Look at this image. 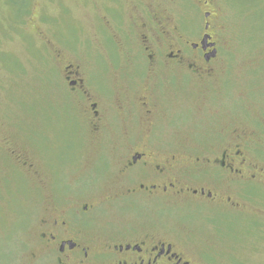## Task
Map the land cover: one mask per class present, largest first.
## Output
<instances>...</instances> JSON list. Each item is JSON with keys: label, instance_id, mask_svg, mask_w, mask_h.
Here are the masks:
<instances>
[{"label": "rangeland", "instance_id": "374dc122", "mask_svg": "<svg viewBox=\"0 0 264 264\" xmlns=\"http://www.w3.org/2000/svg\"><path fill=\"white\" fill-rule=\"evenodd\" d=\"M212 4L219 56L211 76L197 81L177 76V84L170 86L163 68L150 72L146 64L137 69L130 61L129 55L142 53L134 17L146 9L166 13L195 41L206 10L194 0H0L1 259L21 251L25 255L29 246L24 243L33 238L34 225L36 229L49 211L63 208L67 199L79 209L103 200L113 189L106 184L91 189L90 176L69 184L78 175L66 171L71 160L81 150L89 164L92 150L80 139L86 129L75 115L78 107L68 95L57 55L89 68L88 84L106 104L125 85L134 86L132 92L144 85L155 89L169 149L222 147L238 141L237 131L247 140L250 161L264 170V0ZM11 150L35 164L38 178L18 168ZM49 164L57 169L55 189L39 183L42 178L52 182ZM248 188L245 212L210 220L190 215L183 223L175 207L168 210L167 230L186 232L192 226L193 248L199 246L216 264H264V186L251 182Z\"/></svg>", "mask_w": 264, "mask_h": 264}, {"label": "flooded vegetation", "instance_id": "af4514ba", "mask_svg": "<svg viewBox=\"0 0 264 264\" xmlns=\"http://www.w3.org/2000/svg\"><path fill=\"white\" fill-rule=\"evenodd\" d=\"M194 1L206 10L195 41L166 13L137 11L134 20L142 53L128 56L134 67L142 69L146 64L150 72L163 68L170 86L177 84V76L183 81L211 76L219 56L213 4ZM56 59L63 64V82L78 107L75 115L86 129L80 139L89 142L92 150L89 164L81 150L71 160L66 171L78 175L69 184L90 176L91 189L104 184L113 189L103 200L79 209L67 199L63 208L49 211L36 229L34 225L33 238L24 243V248L29 246L25 255L21 251L11 259L0 258V264H216L199 246L193 248L192 226L186 232L169 231L166 218L168 210L176 208L183 223L191 220L190 215L210 220L245 212L249 183L264 186V170L250 161L246 138L236 131L238 141L222 147L202 150L196 144L191 149H169L161 133L160 94L155 89L144 85L132 92L135 87L125 85L119 87L115 101L106 104L88 84L89 68L60 55ZM115 142L114 149L107 150ZM10 155L19 169L38 178L40 172L25 155L15 150ZM51 166L52 182L42 178L39 183L55 189L58 174L55 164ZM108 209L115 214H108ZM149 211L153 214L147 215Z\"/></svg>", "mask_w": 264, "mask_h": 264}]
</instances>
